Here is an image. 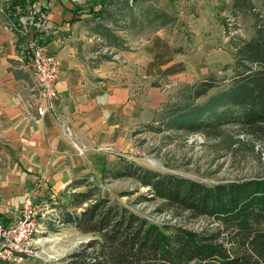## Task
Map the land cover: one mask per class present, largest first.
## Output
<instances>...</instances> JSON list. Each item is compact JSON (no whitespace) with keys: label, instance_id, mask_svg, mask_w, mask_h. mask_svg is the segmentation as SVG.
Wrapping results in <instances>:
<instances>
[{"label":"trees","instance_id":"16d2710c","mask_svg":"<svg viewBox=\"0 0 264 264\" xmlns=\"http://www.w3.org/2000/svg\"><path fill=\"white\" fill-rule=\"evenodd\" d=\"M130 1L94 0L90 5L95 33L109 50H127L128 40L119 31L144 26L145 16L147 26L154 29L151 34L178 21L176 15L158 8L153 0ZM51 3L46 0L41 7L42 19L49 14ZM37 4L39 0H13L8 12L10 25L18 27L15 19ZM235 9L252 12L255 33L249 39L234 41L229 84L211 95L223 82L214 78L202 81L185 106L168 108L171 116L165 123L169 128L217 139L225 128L235 126L256 140H264V17L254 14L255 8L247 0H237ZM175 54H181V50ZM205 97L208 99L204 103H197ZM118 177L135 179L147 188L141 200L159 201V210L204 218L210 225L202 232L161 226L109 198H98L94 188L75 192L71 198L75 211L63 214V223L90 240L62 264H264L263 178L207 185L134 164L126 165Z\"/></svg>","mask_w":264,"mask_h":264},{"label":"crops","instance_id":"0c3cea01","mask_svg":"<svg viewBox=\"0 0 264 264\" xmlns=\"http://www.w3.org/2000/svg\"><path fill=\"white\" fill-rule=\"evenodd\" d=\"M93 1L52 0L46 42L59 59L62 74L54 109L40 116L38 108L48 107L49 100L37 85L29 59L21 55L22 36L10 29L11 2L0 0L2 224L16 222L24 199L38 182L42 181L39 199L55 194L62 202L63 195L83 192L101 158L116 157L108 152L80 153L67 136L68 127L81 145L128 149L134 133L154 121L156 111L168 100L163 75L183 79V74L174 71L181 65L176 64L172 48L161 36L144 48L151 60L142 77L137 74L141 48L132 52L109 50L94 28L86 37L94 44H82L74 28L85 20L94 25L90 14ZM75 19L80 20L73 22ZM110 52L114 55L107 59Z\"/></svg>","mask_w":264,"mask_h":264},{"label":"rangeland","instance_id":"374dc122","mask_svg":"<svg viewBox=\"0 0 264 264\" xmlns=\"http://www.w3.org/2000/svg\"><path fill=\"white\" fill-rule=\"evenodd\" d=\"M236 1L153 0L158 8L177 16L176 24L151 34L154 29L147 26V16L143 18L139 12L138 17L143 18L144 26L139 25L130 32H120L128 40L126 52L141 48V65L137 68L139 77L144 75L148 60H151L145 46L161 36L172 48L176 64L181 65L174 71L183 74V79L171 80L166 77L169 74L163 75L166 79L162 83L168 100L156 111L154 121L134 133L136 137L131 147L116 151L122 153L123 157L115 154L116 157L101 158L97 163L98 169L87 179L89 183L83 186V192L94 188L98 198H109L114 204L125 206L156 224L167 225V221L158 220V216L166 214L176 218L177 225L192 228L206 224L205 230L210 225L209 220L192 219L189 214L177 216L172 210H159V201L141 200L142 195L148 192L147 188L141 187L135 179L118 177V173L126 165L134 164L207 185L264 179V140H256L235 126L225 128L219 138L211 139L202 134L169 128L165 123L171 116L168 108L185 106L194 88L202 81L214 78L223 82L221 88L211 92V95L229 84L233 76L230 66L233 64L231 53L234 41L238 38L249 39L255 33L254 15L250 11L235 9ZM247 1L255 8L254 14L260 13L264 17V0ZM130 2L134 4L133 0ZM111 9L114 10V6ZM93 28L94 25L88 20L78 23L74 28L80 34L78 39L87 47L94 44V41L86 40ZM176 50H181V54H175ZM109 55L114 54L110 52ZM126 72L131 71L126 69ZM207 99L202 98L197 103H204ZM62 198L57 206L60 222L46 225V240L39 247V256L25 264H62V260L90 239L72 225L63 223V214L74 212L75 209L71 206L72 194L63 195Z\"/></svg>","mask_w":264,"mask_h":264},{"label":"built area","instance_id":"2783aa9c","mask_svg":"<svg viewBox=\"0 0 264 264\" xmlns=\"http://www.w3.org/2000/svg\"><path fill=\"white\" fill-rule=\"evenodd\" d=\"M13 0H8L12 2ZM46 5V1L39 2L22 17L15 19L18 27L14 24L10 26L16 34L24 38L21 55L29 59V66L33 70L37 85L44 97L49 100L48 107L38 108V114L44 116L49 109H54L55 99L58 97L57 85L61 78L62 70L59 59L53 55L46 43V32L49 30L48 15L41 18V7ZM67 136L72 141L75 148L82 154L92 153H113L118 157H123L122 153L116 152L111 147H90L81 145L76 140L71 128L66 129ZM41 183L30 190L23 201L19 218L13 225L0 223V262L7 264H25L31 259L39 256L38 250L42 245L47 231L46 225L51 222H60L57 214V206L60 198L52 194L49 199H39L41 193ZM178 216V215H177ZM167 221L170 226L181 227L194 232H202L205 225L187 228L177 225V219L172 215L162 214L158 220ZM165 226L162 224H158Z\"/></svg>","mask_w":264,"mask_h":264}]
</instances>
